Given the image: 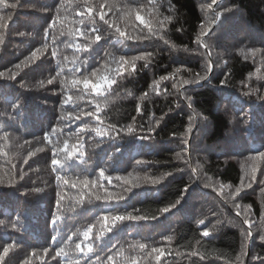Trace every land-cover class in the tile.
Masks as SVG:
<instances>
[{
    "label": "trees",
    "instance_id": "16d2710c",
    "mask_svg": "<svg viewBox=\"0 0 264 264\" xmlns=\"http://www.w3.org/2000/svg\"><path fill=\"white\" fill-rule=\"evenodd\" d=\"M0 16L2 264H238L242 248L264 264V0H6ZM105 74L100 94L71 84ZM128 214L145 219L102 220Z\"/></svg>",
    "mask_w": 264,
    "mask_h": 264
},
{
    "label": "snow or ice",
    "instance_id": "6c2138e0",
    "mask_svg": "<svg viewBox=\"0 0 264 264\" xmlns=\"http://www.w3.org/2000/svg\"><path fill=\"white\" fill-rule=\"evenodd\" d=\"M215 3H216V0H213V4H215ZM5 4H6V0H0V5H5ZM15 6H16V5H12V7H15ZM208 7H212V5H208ZM224 11H227V9H225ZM137 15H139V13H137ZM220 15H221L220 13H216V14H215V19L212 21V23H216V20L219 18ZM139 16H140V15H139ZM10 18H11V17H9V19H10ZM3 19H4V17H3V16H0V20H3ZM100 19L103 20L105 23H108V21L104 19V13H103V12L100 13ZM169 19H171V17H165V20H169ZM110 26H114V25H110ZM50 27H54V24H53V25H50ZM160 27L163 28V27H164V24L161 23ZM116 31H117L118 33L121 32L119 28H116ZM204 35H205V33L202 31V32L200 33V35L197 37V40L200 41L201 38H202ZM100 39H101V36H99V35H97V36L95 37V40H96V41H99ZM173 47H175V46H173ZM78 48H79V46H78ZM80 50H83V49H80ZM255 51H259V50L257 49V50H255ZM53 55H55V52H53ZM151 55H152L151 53H145V54H142V55H140V56H137V57H140V58L137 59V60H145V61H147V59H148ZM32 56L35 57V56H36V53L34 52V53L32 54ZM137 60H135L134 63H124L123 61H121L120 64L123 65V69H122V70H127V68H126L127 65H130L132 69H135V67H136L135 62H136ZM145 66H146V65H145ZM73 71H79V69H78V68H74ZM129 74H131V73H129ZM93 75H96V73L94 72ZM0 76H3V73H0ZM206 78H207V77H205V76H201V77H199L198 79H195V80H192V81L185 80V81H184V84H194V83H197V82H199V81H202V80H204V79H206ZM161 79L163 80V79H165V77H161ZM73 81H79L80 83H78V84H74ZM86 81H91V80L89 79L88 76H84L82 80H81V79H78V78H77V79H73V80H71V84H72V86H76V85H79V84H83V85H84V82H86ZM91 82H92V81H91ZM96 82H97V81H96ZM96 82H92V83L94 84V83H96ZM221 82L224 83V81H221ZM49 83H51V81H49ZM21 87H23V85H21ZM70 98H71V97H69L68 99H66V100L64 101V103H68L69 100H70ZM81 98H82V97H81ZM189 99H190V98H189ZM13 107L16 108V107H18V105H13ZM137 111H138V112L140 111L139 107H138ZM84 114H85V115H91V113H84ZM77 118H79V117H77ZM134 119H135V118H134ZM96 131H97L98 133H100L101 135H103V132L101 131L100 128H97ZM128 131H129V132L132 131V127H131V126L128 127ZM150 131H152V130L150 129ZM142 138L147 139V137H142ZM65 146L67 147V141H65ZM71 155H72V153L70 152V153H69V156H71ZM177 155H179V154H177ZM260 155H261L262 157H264V153H260ZM51 163H52L53 166H56V165L60 164L61 161L58 160V159H52ZM255 171H256V169L253 168V169H252V172L255 173ZM100 174H101V176H103V175H104L103 171H101ZM252 179H253V180L255 179V176H254V175H253ZM57 180H58V181L63 180L64 183H68V181H67L64 177H62V176H58V177H57ZM262 182H264V181H262ZM154 183H155V182H154ZM94 186H95V181H91V182H90V181L87 180V179L81 180V181H79V183H77V182H73V183H72V187H81V193H82V194H81V196L79 197V199H80L81 201H82L83 198H84V197H83V191H84L85 189H89L90 187H94ZM245 187H251V184H248V185H246ZM240 190H241L240 188H237V190H236L237 193H239ZM38 191H39V190H38ZM57 195H58V197H60V194H59V193H57ZM96 199L99 200V199H101V197L97 196ZM115 199H116L117 201H119V200H122L123 197H116ZM104 200H105V201H112V200H113V196L109 193V194H107V195L104 197ZM57 203H59V199H58ZM177 203H179V200L176 202V204H177ZM172 207H175V205H173ZM168 210H169V208H164V209H163V212H166V211H168ZM105 216L107 217V220L104 219ZM105 216L102 217V220L105 222V227H108V225H107V222H108V221H111V222H112V225L114 226V225H116V223L119 222V221H140V220H142V219H145L144 217L135 216V215H132V214H128V215H114V216H113V215H105ZM117 216L123 217L124 219H122V220L114 219V217H117ZM0 223H3V222L0 221ZM201 223H203V221H201ZM244 224L249 225V229H248V231H247V233H246V239H250V238L253 236V232L251 231V223H250L249 220L245 219V220H244ZM91 230H92L91 227H89V228L84 232L83 235H84V237H85L86 239H87V237L89 236V233L91 232ZM108 230L110 231L111 228H108ZM205 233H207V234H205ZM209 235H210L209 231L205 230V231L203 232V236H204V237H208ZM140 247H141V248H144L145 246H144L143 244H141ZM76 248H77L79 251H81V252H84V251H85V248L82 247L80 244H77V245H76ZM8 251H9L8 248H5V249H4V252H5V253H7ZM152 251H153V252H156V253H160V255H163V250H162V249L154 248ZM45 252H47V249H45ZM63 252H64V249L61 248V249L58 250V253H57V254L59 255V254H61V253H63ZM91 252H93V247H92L91 244H88V245H87V253H91ZM244 254H246V253H244ZM3 259H4L3 256H0V264H2ZM112 259H113V258H112L111 256L108 257V260L111 261ZM156 259L159 260V259H160V256H157ZM253 259H257V257H256V256H253ZM77 264H79V261H77Z\"/></svg>",
    "mask_w": 264,
    "mask_h": 264
},
{
    "label": "clouds",
    "instance_id": "9594fccd",
    "mask_svg": "<svg viewBox=\"0 0 264 264\" xmlns=\"http://www.w3.org/2000/svg\"><path fill=\"white\" fill-rule=\"evenodd\" d=\"M136 19L137 20H141L142 23H145L146 27L149 28V31L152 30V24L151 22H146V21H143V19L137 15L136 16ZM119 35L121 37H124L125 36V33L124 32H119ZM127 39H141V37H132V36H128ZM140 57H137V56H133L131 57L130 59L126 60L124 56H120L118 58V61L119 63L121 61H123L124 63H134L135 60L139 59ZM123 69V65L120 64V67L118 69H116L117 73L119 74L120 71H122ZM209 70H211L209 68ZM116 81L114 79H110L109 76L107 74L103 75V76H100L98 79H97V82L96 83H92L91 81H86L84 82V88L85 89H89L91 88L92 92H95V93H98L100 94L101 93V90L102 89H105L106 86H111L112 84H114ZM74 84H78L80 83L79 81H73ZM222 83V82H221ZM71 99V98H70ZM105 220H107V217L105 216L104 217ZM114 219H117V220H122L124 219L123 217H120V216H117V217H114ZM207 234V233H205ZM260 240L261 241H264V232H262L261 236H260ZM244 255V252H243V248H242V251H241V254L240 256H238L236 259H237V262L238 264H243L242 262V256Z\"/></svg>",
    "mask_w": 264,
    "mask_h": 264
}]
</instances>
